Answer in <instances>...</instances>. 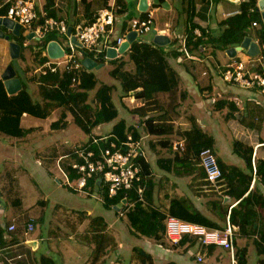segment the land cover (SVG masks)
Wrapping results in <instances>:
<instances>
[{
    "label": "crops",
    "instance_id": "crops-1",
    "mask_svg": "<svg viewBox=\"0 0 264 264\" xmlns=\"http://www.w3.org/2000/svg\"><path fill=\"white\" fill-rule=\"evenodd\" d=\"M10 1L11 0H0V12L1 10L5 11L7 9ZM47 1L48 0H34L36 11L38 13V20L35 25L42 23L47 17H52L65 20L68 25V29L69 27L74 29L79 25V23L81 24L82 22H86L88 20L87 16L85 15L84 19H82L79 23L74 24L76 19L83 16L85 12L86 4L84 5L81 0H50L51 10L54 12L53 14H48V11L46 10ZM87 1L91 2L89 11H95L96 14H98L100 10L106 8L102 5L103 0ZM243 1L247 0H165L161 3L158 2V0H147L148 8L146 12H151L154 17V30L152 31L154 33L153 38H155L156 33L163 35L167 33L171 38L176 36L180 38V36L184 33L186 24L187 26H192V24H195L198 26V28L205 29L209 33L217 32L220 21L228 17L230 14L237 13L241 9V3ZM127 3V13L116 16V27L114 33L115 36L124 35L131 26L132 20L135 18H141V13L144 12L139 9L140 0H127ZM110 5H115V0H111ZM179 6L180 8H182V20H177V10ZM191 7H193L194 9L192 10L190 16L191 19L187 21L188 19L185 17V13L188 9H191ZM214 7H216V13L213 12ZM223 9H225V11ZM75 11L76 14H74ZM258 12L262 16L261 11ZM2 16L5 15L0 14V17ZM0 28L5 32L6 35L9 36V38L0 36V78L4 81L2 76L7 68L12 65L15 70V76L20 79L22 87L25 84L31 95H40L38 84L35 81L30 80V77L28 78V76L32 77L35 74L37 75L38 68L45 64V62L42 63L41 59H43L45 56H48L47 49L42 54L36 55V52L38 50L37 48L35 50L36 44L34 42V39L28 37L26 41L27 48L25 49L23 54L24 58L20 57V55L15 57L13 51V42L18 43L15 36H18L21 31L25 35H27V29H23L21 27V29L17 33L13 32L12 29L3 25H0ZM262 28H264L263 21L258 23L257 26L251 25L250 27H248V36L252 37V39L259 45L260 51L257 55L264 54V43L262 45L258 40V35ZM74 32L72 30L73 35ZM54 33L57 34V39H52L51 41H57L62 47H65L67 42L65 46H63L62 40H58V38H62V34H59L58 32ZM29 45L31 47L34 46V49L29 48ZM201 45H203L202 49H200V47H194V44L192 45L190 52L192 56H194V58H189L184 54H181V56L177 57L176 59H170L171 65L178 69L180 73V76L182 78V89L188 92L185 100H188L189 103L188 105L186 102L187 106H183L187 111L186 117L184 119L180 117L179 119L175 120V116L174 124L175 129H178V133L176 132L172 133L171 135H167L170 136L169 139L171 141V145L173 146V148H176L175 146L177 144L183 143V149L179 151L182 153L183 150H185L184 148L186 145V138H184L179 133L180 131L187 130L191 127V119H195L205 132L212 135L215 139L216 144L215 135L210 132V128L212 127V115L214 113H218V119H223V121H225V124L230 132L228 133L226 132V130H223L222 132L216 133V136H219L220 138L219 145H226V150L229 151L232 142H229L228 136H231L234 140L242 142L244 146L253 148V164L254 166H256L258 160L264 159V94L256 89H244L239 87L235 83H229L223 80L217 72L221 66H226L233 60L244 59L246 55H248L249 57L253 56H251L249 51H247L246 49H243L242 51L238 50L232 56V53L229 52L231 48L215 52L210 46L204 45L203 43ZM177 46L179 48V44ZM122 53L123 52H119L117 56ZM125 58L128 59V56L125 55ZM101 64L103 63L98 64V66H100ZM104 66L105 65H102L101 67ZM127 67L128 69H132V63H130L129 66L128 62ZM201 67L203 77L202 79H200V76L197 75V70ZM260 67L262 70H264V63L263 66ZM260 67L258 68L260 69ZM35 77L37 78V76ZM215 100H223L225 103H222V105L224 104V106L217 109ZM37 101H41V99ZM123 103L125 107H127L130 111H135L136 108H143L147 106V102H145V100L137 99L134 95L123 96ZM230 104H233L234 106L231 107ZM175 110L178 111V107ZM195 110L199 111L200 113H203L206 110L207 113L206 115H200L196 113ZM159 112H161L159 111V109H151L147 112V115L158 114ZM29 116V114L25 113L22 117L21 124L25 128L35 126L33 125V123H31L32 121L28 122L27 126L23 124V121L25 119L27 120ZM173 116L174 115H172V118H174ZM35 128L36 129L27 136L35 133L38 129V126H35ZM138 130L142 135L141 139L144 144V157L151 165L154 172L155 182L157 184L155 192V200L157 204L163 207H167L173 198H182L183 196L188 195L192 197L193 200L194 198H197L196 201L194 200L196 206L200 208L201 211L207 216H210L214 219H219L220 213L221 219H223V210H227V215L224 219L227 224L230 220V211L234 206L237 205L238 201L236 199L234 200L231 196L232 188L226 181L225 176H223L217 182H209L207 180L205 170L199 160L186 161L182 167L172 166L170 171H166L159 166L158 158H169L173 156L172 151H169V147H165L163 144H160V141L163 138H167V136L151 135L144 130L143 125L141 127L138 126ZM214 150L216 152L215 145ZM234 152L237 155L231 154L230 159L221 158V160H223L228 165H236L245 169V158L240 156V151H236L235 148L232 153ZM52 156L53 155L51 154V156L49 155L48 158L53 159ZM217 157L219 158L218 154ZM65 158L69 157L60 155L59 157H57V159L55 158V161L59 165V168H57L55 163V166L58 169L57 174L60 171L61 174H63V179H65V182H63L61 176L57 174L54 175V177L59 181L60 185L67 186L68 188L77 192L85 193L89 197H95L99 199L104 205L103 190L105 187L100 183L95 182L96 184H94L93 182L88 184L84 189L76 188V179L72 180L69 172L66 170V167H64V164L66 162H75L76 159H72L74 158L73 156L67 160H65ZM63 159L65 161L62 163ZM62 170L68 175L69 179L72 180V185L66 182L67 177L64 175V172ZM8 178L10 183L9 189L12 192L10 202L13 205V201H15V199L17 200V198L21 196L20 189L22 187V184L13 175H9ZM12 183L14 185H17V189L19 187V190H13L11 187ZM253 188H257L264 195V184L257 181V178L253 180L251 189ZM186 189L188 190V192L185 191ZM96 193L99 194V196H97ZM194 195L196 197H194ZM205 197H207L208 199L210 198V200L211 198H213L212 200L221 198L219 199L221 201H219L218 204L220 208L213 206L212 202L206 203V201H204ZM124 202L127 203V200H124ZM129 203L131 205V202ZM20 204V208L17 209L14 206L13 207L15 209H11L7 205L4 206L0 204V239L3 247L0 264H42L47 259L53 260L54 264H56V261L51 256L50 249H47L45 253L39 252L40 241H44L45 238L43 237L42 233L37 230L38 219L30 216L27 213H24V201L22 198ZM84 206L85 207L81 208L83 209V212H81L80 210H74V212H76V216L74 217L75 222L52 221V223L56 225L57 231L63 233H66V231L70 232V230L72 229L71 227L76 226L75 230L79 232L78 234L81 237L80 239L83 241H87V239H89V243L92 244L90 247L94 249L97 244V239H94L92 236L95 232L94 227L96 225L102 226L103 224H105L106 230L104 232L110 233V230H113L114 232V226L115 224H117V221L124 220L125 216L122 214L123 212H121L120 204L117 206L110 205L108 207L104 205L106 207V212H102L99 215H96V213L93 212L94 208L90 207L88 202H85ZM84 208L86 210H84ZM110 212H112L114 216H112V214H109ZM95 218H98L96 219V222L94 220ZM91 220H94L93 224H91ZM39 221H42V219H39ZM30 223L34 224L33 230L28 229ZM11 224H15L16 227L14 230H8V226ZM88 225L89 227H91L90 230H88L87 228ZM124 225H126V222H124ZM116 231L119 232V229H116ZM112 235L116 239V244L118 242L119 246H122V243L118 241L117 236L114 234ZM142 237H144V244L140 248H143L145 251L152 255L153 264H156L155 261L161 262V264H197L204 262H207V264H222L224 254L218 251V249L222 247L216 245L204 246L197 238L191 236L185 237L184 239H182L181 243L173 246L168 241L167 242L169 244H167V242L166 244H163L157 242L153 238L146 236ZM113 244L114 243H110V245H108V247L105 249L104 254L98 261H95L94 264H118V262L120 261V256H117L115 262L111 260V250L113 248ZM244 246H247L248 248L246 264H259L260 256L257 252V249L256 253L258 257L251 263L249 262V253L252 249V246H255L254 240L253 238L241 236L239 234L238 227V230L236 231L235 248L238 250L239 248H242ZM224 251H227L230 254V264H232L231 252L226 249H224ZM156 252L159 254V256H156L157 258L154 257V253ZM199 256L203 257L202 261L198 260ZM83 264H88V262L85 261Z\"/></svg>",
    "mask_w": 264,
    "mask_h": 264
},
{
    "label": "trees",
    "instance_id": "trees-1",
    "mask_svg": "<svg viewBox=\"0 0 264 264\" xmlns=\"http://www.w3.org/2000/svg\"><path fill=\"white\" fill-rule=\"evenodd\" d=\"M110 1L103 0V7H110ZM162 1L165 0H158L160 3ZM81 2L84 5L86 4L85 12L83 16L76 19L74 24L79 23L86 15L88 20L81 24L87 25L95 21L97 14L95 11H89L91 2L87 0H81ZM10 3L5 11L1 10V15L7 14ZM256 8L257 6L253 0L243 1L241 9L237 13L231 14L220 21L217 32L209 33L205 29L200 28L202 37L197 41L194 40L192 31V29L198 28L197 25L192 24V26H187L186 24L183 34L188 35V44H190L191 48L193 44L194 47H199L203 43L217 52L238 46L249 35L248 27L252 25V22L260 23L263 21ZM193 9L191 7L190 10L192 11ZM46 10L48 14L54 13L51 10L50 0L47 1ZM114 10L116 15L127 13V0H115ZM181 11L182 8L179 6L177 20H182ZM74 14H76V11ZM146 15L147 12H142L141 18H145ZM22 28L24 29V27ZM72 30L74 32L75 28ZM61 36L65 37L67 42V34H62ZM28 37H30L29 34L25 35L22 31L18 36H15L18 44L21 46L20 57L23 58L24 51L27 48L26 41ZM258 37L259 42L263 45L264 28L260 30ZM52 39H57V34L54 32H50L42 39L34 38L36 44L35 50L36 48L38 50L36 55L42 54ZM171 39V44L159 45L155 43L154 38L147 40L138 36L122 54L114 58L107 56V50L99 53L97 56L94 52H88L83 47L77 46L78 60L81 61L83 58L90 56L96 59L98 64L103 63L105 65L106 62L111 63L113 68L110 74L121 82L124 93L126 95H134L137 99H143L147 102L146 107L136 108L135 111H139L138 113L144 116V120L140 121V125H143L144 130L151 135L167 136L177 132L178 129H175L174 118H172L171 112L175 111L180 105L178 99L183 101L188 94V92L180 90L182 78L178 69L171 65L170 61L171 58L176 59L181 54L183 55V52L177 46L180 38L176 36ZM29 48L34 49V46H30ZM125 55L128 56V59L125 58ZM48 60H50L48 56L41 59L42 63ZM128 61L132 63V69H128ZM260 70H262L261 67ZM29 77L30 80L38 84L39 93L42 97L41 101L34 100L25 84L18 92L9 94L4 81L0 78V132L5 135L23 138L36 129L35 127L25 128L22 126L21 121L25 113L39 118H47L54 110L60 109V117L51 124L53 130L66 128L68 125V114L70 113L73 115L74 121L87 133H91L93 128L102 122L111 121L118 117L119 111L113 100V89L115 86L106 83L99 85L98 78L90 69L85 67L81 70L71 71L60 69L56 72H48L47 74L37 73V75ZM95 88H97L96 94L90 96V91ZM163 93L169 95V101L166 105L159 100L160 94ZM222 103L225 102L223 100L217 101L216 108H222L224 106ZM230 105L231 107L234 106L233 104ZM151 109H159L161 112L147 115V112ZM191 120V127L179 133L186 138L183 154L179 151L181 149L173 148L169 139L170 136L160 141V144L169 147V151L173 153L172 157L158 158L159 166L166 171H170L172 166L182 167L186 161L199 160V152L205 146L214 149V137L205 132L195 119ZM129 135H131L133 140L142 137L138 126L128 125L125 120L121 119V121L114 125L106 141H102V145H106L107 142L109 144L111 141L118 143L127 142L129 141ZM96 137L102 136H92L86 145H91L92 149H96L97 145L92 144ZM127 148V146H124V150ZM234 148L236 151H240V156L245 158L247 169L236 165H228L218 158L226 181L232 188L231 196L234 200L238 201L237 205L230 211V221L239 227V234L241 236L253 238L260 256L259 264H264V195L257 188L251 189L255 178L264 184V159L258 160L256 166H254L253 148L244 146L240 141L235 142ZM65 154L72 153L68 152ZM75 154L78 156L76 152ZM77 156H74L72 159L79 161L80 157L78 156L77 158ZM138 162L141 166V179L135 182L130 190H120L115 196L109 195L108 187L104 184L101 175H95L88 181V184L93 182L96 184L95 182H97L105 187L103 199L106 207L121 205V212H123L122 214L127 219V226L131 234L137 237H150L157 242L166 244L165 220L168 215H174L183 220L200 223L212 228L226 227L227 224L224 219L226 218L227 210H223V219H221V213L220 216L218 215L219 219H214L207 216L196 206L194 200L196 201L197 198L193 200L188 195L182 198H173L167 207L158 205L155 200L157 184L153 169L144 156H138ZM64 167H66L72 180L79 177L78 172L72 168L71 161L66 162ZM185 191L188 192L187 189ZM194 197L196 196L194 195ZM124 198H127V203H124ZM219 199L221 198L208 200L205 197L204 201L206 203L212 202L213 206L220 208L218 204L221 200ZM20 202L21 198L18 197L17 200L13 201V206L16 209L20 208ZM129 202H131V205ZM96 219L98 218L94 219L95 222ZM94 220H91V224H93ZM74 228L76 229V226ZM94 228L95 232L92 236L94 239H97V244L94 248V260L98 261L110 243L116 244V239L112 234L104 232L106 230L105 224L102 226L96 225ZM133 250L135 256L143 264H153L152 255L143 248L135 246ZM247 253V246L238 250L236 249L237 264L247 263ZM42 264H54V262L51 259H47Z\"/></svg>",
    "mask_w": 264,
    "mask_h": 264
},
{
    "label": "rangeland",
    "instance_id": "rangeland-1",
    "mask_svg": "<svg viewBox=\"0 0 264 264\" xmlns=\"http://www.w3.org/2000/svg\"><path fill=\"white\" fill-rule=\"evenodd\" d=\"M223 10L225 11V9ZM213 12L216 13V7H214ZM153 37V32H147L141 35V38L147 40ZM58 40H62V45L65 46L66 40L63 36L62 38H58ZM248 57L249 56L246 55L244 59H247ZM128 62L130 66L131 62ZM112 68L113 65L106 62L104 67H94L90 70L95 73L99 85L106 83L115 86L113 89V100L118 108L119 114L115 119L102 122L94 127L91 133L85 132L74 121L72 114L68 115V125L66 128L53 130L51 124L60 117V109L54 110L47 118H38L30 115L27 120L25 119L23 121L24 125L27 126L28 122L32 121L31 123H33V125L38 126L37 131L27 137H13L0 132V204L15 209L10 202L12 192L9 189L10 183L8 178L9 175H13L22 184L20 197L24 201V213L38 219L37 230L41 232L45 238L44 241H40L39 252L45 253L47 249H50L51 256L56 261V264H83L85 261H87L88 264H94L95 252L94 249L90 247L92 245L89 243L90 240H81V237L78 234L79 232L75 230L74 226L71 227L72 229L70 232L66 231V233H63L56 230V225H54L52 221L75 222L74 217L76 216V212H74V210H80L83 212V209L81 208L85 207V202H88L90 207L94 208L93 212H95L96 215H99L102 212L105 213L106 207L95 197H89L85 193L77 192L67 186L60 185L59 181L54 177V175L57 174V168H59L55 158L57 159L60 155H64L65 157H69L65 158V160H67L72 156H77L75 154L76 150L86 145L87 141L92 136L110 135L114 125L121 121V119H124L128 125H138L140 127L142 125L139 124L140 121L138 120H144L142 114L137 111H130L125 107L123 96L126 94L124 95L121 82L110 74ZM197 75L200 76V79L203 78L202 67L197 70ZM180 90L183 91L182 87ZM96 91L97 88L91 90L90 96H94ZM40 97L41 95H33V98L36 101L40 100ZM159 100L166 105L169 101V95L165 93L160 94ZM178 101L180 102V105L178 106L179 112L177 110L171 112V114L174 115V119L176 116L175 120L180 117H182V119L186 117L187 111L183 106H187L186 102L189 105L188 100L181 101L178 99ZM195 112L200 115H206L207 113L206 110L203 113H200L197 110H195ZM218 117V113L212 115V127L210 128V132L215 135V149L219 158L230 159L231 154H236L235 152L232 153L234 150V142L236 140H234L233 137L228 136L229 142H232L229 151L226 150V145H219L220 138L219 136H216V133L222 132L223 130H226L228 133L230 132L225 121H223V119H218ZM68 152H71L72 154L66 156L65 153ZM51 154L53 155V159L48 158ZM65 160L63 159L62 163ZM39 161L41 164L43 162V164L41 165ZM57 175L61 176L62 181L65 182L63 174H61L60 171ZM11 187L13 190H19V187L17 189V186L13 183ZM97 196H99V194H97ZM212 199L213 198H211V200ZM208 200H210V198ZM84 210L86 209L84 208ZM109 214L114 216L112 212ZM39 219H42V221H39ZM124 222H126V225H124ZM87 228L90 230L91 227L88 225ZM114 229V232L113 230H110V233L117 236L118 241L122 243V246H119L118 242L116 245H113L111 250V260L115 262L117 256H120L118 264H134V262L135 264H143L141 260L135 256L133 248L135 246H143L144 237H137L131 234L127 226V219L125 218L124 220H118ZM116 229H119V232H117ZM167 244L169 243L167 242ZM218 251L224 254L222 264H230V254L222 248H219ZM156 256H159L157 252L154 253V257ZM249 256L250 263L258 257L255 246H252ZM155 262L156 264H161V262ZM197 264H207V262Z\"/></svg>",
    "mask_w": 264,
    "mask_h": 264
},
{
    "label": "built area",
    "instance_id": "built-area-1",
    "mask_svg": "<svg viewBox=\"0 0 264 264\" xmlns=\"http://www.w3.org/2000/svg\"><path fill=\"white\" fill-rule=\"evenodd\" d=\"M253 1L256 2L257 0ZM10 2L5 17L13 19L26 28L27 34H29L31 39L45 38L50 32H58L63 35L68 33V25L63 19L47 17L42 23L34 26V23L38 20L34 0H11ZM191 13L192 11L188 9L185 17L190 19ZM116 16L114 5H111L100 10L92 23L87 25L79 24L75 28L74 35L81 43V47L88 52H94L97 56L106 50L108 54V50L111 48L119 49L123 42L126 41L129 32L136 31L137 36H139L154 30V17L151 12H147L145 18L133 19L131 26L124 35L115 36ZM257 25V22H252V26ZM192 31L195 41L202 37L200 28L192 29ZM164 35L168 36L170 44L172 41L170 35L167 33ZM179 44V50L186 57L194 58L190 52L191 46L188 44L187 34L180 36ZM77 46L71 40V37L68 36L64 55L60 58L50 59V61L38 68L37 72L47 74L60 69L68 71L83 69L85 67L83 60L77 59ZM199 47L202 49L203 45H199ZM94 60L96 61V59ZM263 63L264 54H259L245 60H233L226 66H221L217 72L223 80L229 83H235L244 89H256L264 94V70L258 68L263 66ZM215 101L217 102V100ZM103 140L106 141V138L96 137L93 140L92 144L97 145L96 149H92L91 145H84L76 150L80 157L79 161L72 162V168L79 174L76 179V188H86L90 178L95 175H101L108 187L109 195L115 196L120 190H130L134 183L141 179V166L138 162V156H145L144 144L142 139L133 140L131 137H129L127 142L118 143L111 141L109 144L107 142L108 145H102ZM124 146L128 148L124 150ZM175 147V149H183V143H179ZM198 159L205 170L209 182H217L224 176L218 157L212 147H203L199 152ZM64 175L67 177L66 182L72 185V181L65 172ZM124 200H127V198H124ZM165 226V237L171 245H177L183 238L191 236L199 239L204 246L216 245L229 250L232 256V264H237L235 238L238 227L232 224L230 220L225 228H212L200 223L183 220L174 215H168L165 220ZM15 227V224H11L8 226V230H14ZM28 229L33 230L34 224L30 223ZM2 250L0 239V258L2 257ZM198 260L202 261L203 257L199 256Z\"/></svg>",
    "mask_w": 264,
    "mask_h": 264
},
{
    "label": "water",
    "instance_id": "water-1",
    "mask_svg": "<svg viewBox=\"0 0 264 264\" xmlns=\"http://www.w3.org/2000/svg\"><path fill=\"white\" fill-rule=\"evenodd\" d=\"M257 10L261 11L264 21V0H257L256 1ZM148 8L147 0H140L139 9L141 11H146ZM0 25H3L5 27H8L13 30V32H19L21 29V25L17 22H15L13 19L9 17H0ZM68 35L71 37V40L78 46H81V43L77 40L76 36L72 34V28L69 27L68 29ZM0 36H4L6 38H9L8 35L5 34V32L0 28ZM137 38V32L131 31L127 34L126 41L123 42V44L119 47L118 50L115 48H111L108 50V57L114 58L117 56L119 52H124L127 47ZM155 43L159 45H167L170 42V39L166 35L157 34L154 38ZM246 49L249 51L251 56H256L258 52L260 51L259 45L256 41L252 39L250 36H246L241 43V45L237 47H231L229 52L232 53V56L238 51ZM20 45L18 43L13 42V51L14 56L17 57L20 55ZM47 52L50 58L56 59L60 58L64 55V49L57 41H50L47 46ZM228 52V53H229ZM83 62L85 64V67L88 69H92L94 67H101L98 66L97 62L92 59L91 57H85L83 59ZM2 78L4 79V83L6 86V89L9 94H14L18 92L22 88V84L19 78L15 76V70L12 65H10L5 73L3 74Z\"/></svg>",
    "mask_w": 264,
    "mask_h": 264
},
{
    "label": "clouds",
    "instance_id": "clouds-1",
    "mask_svg": "<svg viewBox=\"0 0 264 264\" xmlns=\"http://www.w3.org/2000/svg\"><path fill=\"white\" fill-rule=\"evenodd\" d=\"M255 4H256V2H255ZM257 9V8H256ZM146 12V11H145ZM189 20V19H188ZM22 27V26H21ZM67 36H69L68 35V33H67ZM138 37V36H137ZM171 38V37H170ZM171 44V43H170ZM168 45H169V43H168ZM201 45V44H200ZM241 45V44H240ZM81 47V46H80ZM63 49H65V47H62ZM49 56V55H48ZM87 57H90V56H87ZM92 58V57H91ZM50 59H52V58H50ZM84 59V58H83ZM48 61H50V60H48ZM46 63V62H45ZM98 64V63H97ZM103 65V64H102ZM96 102V101H95ZM129 137H131V135L129 136ZM99 138H106L107 139V136L105 137V136H103V137H99ZM132 138V137H131ZM141 139V138H140ZM144 146V145H143ZM217 155V154H216ZM220 247V246H219ZM223 248V247H222ZM224 249V248H223ZM236 249V248H235ZM227 250V249H226Z\"/></svg>",
    "mask_w": 264,
    "mask_h": 264
}]
</instances>
